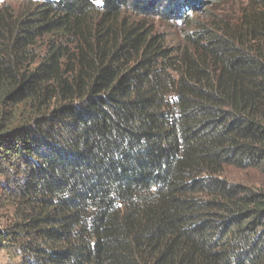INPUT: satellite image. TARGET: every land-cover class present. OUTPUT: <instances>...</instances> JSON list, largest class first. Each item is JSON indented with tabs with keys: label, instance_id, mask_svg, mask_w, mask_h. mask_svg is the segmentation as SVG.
Here are the masks:
<instances>
[{
	"label": "trees",
	"instance_id": "1",
	"mask_svg": "<svg viewBox=\"0 0 264 264\" xmlns=\"http://www.w3.org/2000/svg\"><path fill=\"white\" fill-rule=\"evenodd\" d=\"M225 1L0 4V252L264 264V189L225 177L264 172V0Z\"/></svg>",
	"mask_w": 264,
	"mask_h": 264
},
{
	"label": "rangeland",
	"instance_id": "2",
	"mask_svg": "<svg viewBox=\"0 0 264 264\" xmlns=\"http://www.w3.org/2000/svg\"><path fill=\"white\" fill-rule=\"evenodd\" d=\"M248 1L249 0H227L221 5L213 6V15H211V18L216 20L224 19L234 23L237 18L241 17V11L248 4ZM23 2L24 0H0V4H10L16 9H19ZM214 15L216 16L212 17ZM205 18L208 17L206 16ZM157 28L167 34L168 43L177 44V42L182 40V35L186 26L181 23L158 21ZM44 44L43 41L40 42L39 51L45 48ZM225 177L231 182L247 184L264 189V172L259 170H242L235 167H228ZM11 213V207H8L7 203L2 201L0 193V224H6ZM19 261L20 258L15 251L2 250L0 252V264H19Z\"/></svg>",
	"mask_w": 264,
	"mask_h": 264
}]
</instances>
